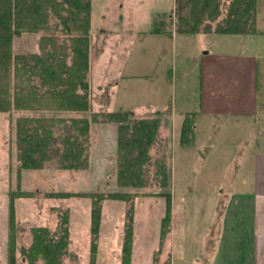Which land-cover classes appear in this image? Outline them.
<instances>
[{
  "label": "rangeland",
  "instance_id": "374dc122",
  "mask_svg": "<svg viewBox=\"0 0 264 264\" xmlns=\"http://www.w3.org/2000/svg\"><path fill=\"white\" fill-rule=\"evenodd\" d=\"M111 1L113 0H92L90 71L88 73L91 112L124 111V107L128 108L134 104L139 108L130 110V118L159 119L155 113L157 104L173 101L176 106L180 105L184 93L183 88L180 87L182 83L180 68L184 64L180 61L181 59L195 57L197 52L201 54L209 49L215 53L239 52L238 48L243 46V39L240 37L239 39L231 35H208L203 37L207 47L204 42L202 43L205 47H199L200 38L193 43L188 40L186 42L178 40L172 53L159 36H147L145 39L144 36L150 33L156 34V29L160 32L165 30L164 25L171 26L174 20L173 14L154 16L152 21L150 14L157 8L154 6L155 1H151L148 10L133 17L137 22H133L131 31L126 32L124 31V15L118 13L113 15L115 10L107 7ZM227 4L226 0H221L222 13H225ZM259 21L263 25V3L259 8ZM162 23H164L163 26ZM41 36L42 32L23 33L19 37H14L13 54L38 53ZM190 37L192 40L195 36ZM179 39L185 40L182 37ZM257 42L259 43L253 45L254 49H264V40H257ZM195 44L197 48L192 47ZM249 46L250 44L246 41L244 49ZM125 54L126 57H124ZM259 71L258 85L261 86L258 89L261 90L259 96L264 100V91L261 89L264 85L263 62L260 64ZM170 72L173 76L172 88L175 87V89L166 83L163 84L161 79L168 76ZM152 73L157 76L154 83L142 79L131 81L127 78L131 75L148 76ZM191 78L192 71L187 79L191 81ZM188 94L192 95V91L190 90ZM40 115L51 116L52 114L0 113V264H8V205L12 192L32 194L29 197L14 199L16 264L26 263L19 251L22 247L28 246L32 238L31 228L42 226L54 232L65 211H67L68 222L71 219L72 242L73 239L77 240L75 244L73 243L72 255L68 251V255L62 258L63 264H91V240L88 245L84 241L87 231L85 233L82 230L84 214H80L81 207L72 204L74 197L63 198L66 200L64 203L59 200L62 198L46 196L57 191L77 194L92 192L102 196L115 193L126 195V201L106 199L101 202L104 222L98 246L99 257L104 258V264L116 263L118 258L116 255L120 248L118 235L122 233L123 243L126 214L130 208L133 209L132 244H135L134 259L137 264H152L153 257L156 264H206L207 256L204 253H206L205 248H210L211 241L209 242L208 236L211 237L213 233L212 218L220 216V210L219 215L214 216L216 204L213 205V200L217 190L228 191L229 187L231 190L235 189L238 183L237 177L232 179L229 169L238 167L237 169L242 171L244 163H247L246 167L252 163V160L247 158L253 150L264 151L263 118L257 120L258 125L255 129L251 128L250 135H247L246 129L242 127L249 122L254 126V119L242 120L241 126H237L233 119L224 120L223 123H219V128L214 131V134L210 131L208 135H204L206 131L202 130L207 128V125H204L207 121L204 120L202 125L200 119L197 134L199 136L196 138L201 142L196 148H183L175 140L171 141L169 137L161 139L164 142H160L157 133L156 142L149 151L151 161L145 171L146 186L121 187L117 184L116 178L118 123L114 122L90 124L87 169L61 171L55 165L48 163L42 170H21L16 159L14 122L20 116ZM63 116L80 115L64 114ZM86 117L90 118V114ZM243 138H248L247 141L251 140V143L240 145L238 142H243ZM161 163L168 175L165 187H162L163 178L157 173L160 172ZM167 193L172 194L173 200L171 220L168 225L169 231L160 246V219L165 213V198L162 195ZM66 205H71L69 211L65 209ZM205 233L207 234L204 235Z\"/></svg>",
  "mask_w": 264,
  "mask_h": 264
},
{
  "label": "trees",
  "instance_id": "16d2710c",
  "mask_svg": "<svg viewBox=\"0 0 264 264\" xmlns=\"http://www.w3.org/2000/svg\"><path fill=\"white\" fill-rule=\"evenodd\" d=\"M174 0L173 26L178 34L250 35L256 32V0ZM53 21V23H52ZM161 23V21H160ZM164 23H162V26ZM156 33L160 32L158 29ZM42 32L38 53L13 54L12 40L23 33ZM59 32V35H57ZM91 41V0H0V113H46L51 116H20L14 122L16 159L21 170H42L48 163L58 170H85L89 161L91 123H118L117 184L144 187L149 151L156 142L158 118L133 119L127 111L91 112L88 73ZM64 114L80 116H63ZM90 114V118L86 115ZM179 144H193V117H184ZM162 187L168 180L161 163ZM31 193L10 194L8 205L7 263L16 264L14 199ZM49 198L91 199L90 256L96 257L101 202L126 201L115 193H49ZM165 198L160 222V246L171 220V194ZM132 208L127 211L121 250V264H130L132 254ZM31 243L22 247L25 264H63L68 255V216L62 214L57 230L31 228ZM160 249L158 250V252ZM153 264H156L153 257Z\"/></svg>",
  "mask_w": 264,
  "mask_h": 264
},
{
  "label": "crops",
  "instance_id": "0c3cea01",
  "mask_svg": "<svg viewBox=\"0 0 264 264\" xmlns=\"http://www.w3.org/2000/svg\"><path fill=\"white\" fill-rule=\"evenodd\" d=\"M151 1H155L154 6L157 8L150 14L152 21L154 16H164L165 13L169 16L170 13L173 14L174 0H113L107 7L115 10L113 15L116 13L124 15V31L128 32L131 31L133 22H137L133 17H137L142 12L148 10ZM261 3L264 6V0H256V32L250 35H231L243 39V46H238L239 52L215 53L209 49L201 54L197 52L195 57H184V59L180 60L184 63L180 68L182 81L180 87L184 91L180 105L176 106L173 101L167 100L170 103L157 104L155 109L156 115L161 120L158 129V140L160 142H164L161 139L169 137L171 141L175 140L180 145L181 126L187 114H191L193 117V144L191 146H180L183 148L190 147V149L196 148L201 142L200 139L196 138L199 136L197 134L199 132L198 121L200 119L202 120V125L204 120L207 121V124H204L207 125V128H202V130L206 131L204 135H208L210 131H213L214 134V131H217L219 128V123H223L224 120L233 119L237 126H241L243 124L242 120L250 121L254 119V126L249 122L248 125L242 127L246 129L247 135H250L251 128L255 129L256 125H258L257 120L260 118L264 119V100L260 99L259 94L261 90H258L261 87L258 85V74L260 73V64L262 62L264 64V49L256 50L253 46L259 43L257 40H264V23L262 25L259 21V8ZM101 13L103 12L101 11ZM164 26L165 30L157 32L156 34L150 33V35H145L144 39L147 36H159L161 41H164L167 47L172 50V53L175 48L174 45L176 46L178 40L183 42L188 40L193 43V41L200 38L198 43L200 44L199 47H207L203 37L208 35H222L215 33H199L194 35L178 34L174 30L173 22L169 27L167 25ZM190 36L195 37L190 40ZM180 37L185 40L179 39ZM246 41L250 46L244 49ZM202 42L205 43V46ZM192 47L197 48V44ZM126 54L124 57H126ZM191 71L192 80L189 81L187 78ZM127 78L131 81L142 79L143 81L148 80V82L153 83L157 80V76L153 73L148 76L131 75ZM161 79L163 84L166 83L172 88L173 76L171 72L168 76L166 75L165 78ZM172 89H175V87ZM261 89L264 91V85ZM190 90L192 91V95L188 94ZM138 108V106L132 104L128 108L124 107V111L130 112V110H137ZM243 139V142H238L240 145L242 143H251V140L247 141L248 138ZM256 152V149L253 150L247 158L250 161L252 160L249 167H246L245 165L247 163H244L242 171L237 169L238 167H234L233 170L229 169L230 175L233 177L232 179L237 177L238 183L235 189L231 190V187H229V192L217 190L216 197L213 200V205L216 204V213L214 216L219 215V210L220 216L212 218L211 225L213 233L211 237L208 236L210 240L207 239L209 242L211 241L210 248L204 247L206 249L204 255L207 256L206 264H264V151ZM57 192L76 193L68 191ZM157 197L162 198L161 196ZM73 199L72 204L80 206V214H84L82 230L85 233L87 231V234L84 235V241L88 245L90 241V234L88 232H90L91 199L76 197ZM59 200L64 201V203L66 201L63 198ZM68 201L71 200L68 199ZM70 206L66 205L65 209L69 211ZM70 220L68 222V251L72 255L74 252L73 243L75 244L77 239H73L72 242ZM103 222L102 211L94 264H104L105 261L104 258L99 257L100 250L98 246ZM30 243L31 240L28 246ZM118 247L120 248L118 255H116L118 258H116L115 264H121L122 233L118 235ZM134 254L135 244L133 243L130 264H137L134 259ZM38 264H42V262L38 261ZM105 264H110V262Z\"/></svg>",
  "mask_w": 264,
  "mask_h": 264
}]
</instances>
